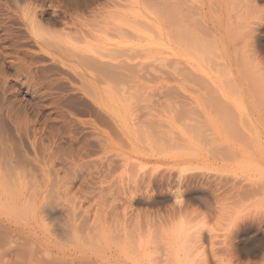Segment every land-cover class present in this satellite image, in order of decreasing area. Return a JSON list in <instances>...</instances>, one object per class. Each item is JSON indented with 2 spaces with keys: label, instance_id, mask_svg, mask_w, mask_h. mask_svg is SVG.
<instances>
[{
  "label": "rangeland",
  "instance_id": "rangeland-1",
  "mask_svg": "<svg viewBox=\"0 0 264 264\" xmlns=\"http://www.w3.org/2000/svg\"><path fill=\"white\" fill-rule=\"evenodd\" d=\"M132 1L0 0V139L12 148L16 161L25 169L28 175L35 174L41 177V170L46 166L51 178L49 188L51 198L49 200L54 210L53 215L58 218L59 222H62L61 205L71 203H77L78 205L80 200L85 203L83 206L81 201V210L84 207L86 211H89L91 209L89 208L90 206L92 207L91 212L94 213L92 210H95L94 214H90L94 220L96 219V212L100 211L99 207L103 199H108L107 202L104 200L108 205L113 200H116L110 210H106L108 205L102 203L101 210L106 214L113 213L116 216L117 213L123 210L124 214L128 211L130 215H127V217L125 214L124 217L126 219L120 213L118 215L122 216V219L127 222V218L130 217L131 219L132 215L136 218L138 217V221H140L139 228H142L143 231L145 228L147 231L146 227H148L146 234L150 233V235L144 236V243L141 238H143L142 234H145L146 231L142 234H137L136 228L134 229L137 232L133 231V228L129 229H133L132 231L137 234L136 236L139 235L140 240H138L140 243L142 242L145 245L143 250L145 253L142 249V252H140L144 256L143 258L140 255L144 264H165L161 259L164 258L163 254L166 253L167 255L169 253L170 248H167L169 245L167 243L170 242L168 238H171L173 231H170V227L167 228L165 219L170 211H172L173 215L175 214L174 211L180 207L181 200L182 208L186 210V212L184 211L185 216L182 214L184 221L181 219L183 225L186 224L184 228L186 230L191 226V229L195 228L193 230L197 234H193L197 235L196 238L199 241L205 237L206 243L203 246L206 245L207 248L201 245V241L197 243L202 246L201 249H208L209 251V253L207 251L204 254L202 249L203 251L201 250V252L203 254H201L194 248V246H197L196 242H193L194 246H190V242H188L189 250L191 253L194 252L192 258H197L196 261H198L203 256L201 260L203 263V259L206 256L208 263L210 262L209 264H264V94H262L264 90L262 92L260 90V88L264 87V81L261 82L260 80V83L256 80L255 83H252L255 80L250 81L248 78H245L246 80L240 78L239 90L231 91L228 87H225L228 89L224 88L225 92L227 90L230 91L227 92L233 96H231L232 98L237 99V102L232 98L228 100L232 110L233 123L231 120H228V123L226 118L224 121V117L219 119L216 115L217 111L213 108H210L212 112H210V109H207V111L209 110L207 112L206 107H204V109L200 110L205 113L194 108L195 112L199 111L196 112L200 116L199 118L195 117L196 114L192 110L195 114L194 117L202 122V126L199 125V122L192 124L194 121L191 122V120L184 118L185 113L190 114L191 108L188 112L185 109L187 107L184 105L185 102L190 105L191 98H198L202 94L198 95L200 92L197 95L194 93V96L189 98L190 103H188L189 95L183 93V91L181 92V89L179 90L180 84L175 78L170 76L168 81L167 78L160 80L158 77H151L152 75L149 76V79L145 75L148 81L156 80L155 83L152 82L150 84L143 75L148 68L158 65V60L164 56L163 51L165 49L161 45V37L157 35L161 28L160 26L157 28L158 24L155 22L157 15L147 6L139 8L140 3H144L145 0H139L138 6L135 5L136 7L134 8L132 7L136 0ZM218 3L221 4V2ZM228 8L231 11L232 7ZM237 10L239 8L235 9L236 12L234 10L229 12L230 16L237 14ZM242 16H245V14H242ZM31 17L32 19L34 17L33 20L35 21L37 32L39 30L40 34L39 37L33 35L30 25L27 24L26 19H31ZM233 17L232 19L234 20ZM143 21L148 24L146 22L141 23ZM153 24L154 26L157 24V26L154 28L152 27ZM155 29H157V33L154 32ZM142 31L144 33L150 32V34L156 36L152 40L148 36L146 38L145 34V37H137L143 34ZM150 34L149 36H151ZM91 47H94V49L92 48L93 50L106 47V49H111L109 50L111 53L112 48L115 50L118 48L119 50L121 47L120 50L123 51V53L120 51L121 55L125 54V50L130 55L134 54L136 56H142V53L146 52L145 54L148 55H143L140 59L138 57L135 62L153 65L145 67L141 74L143 76L140 79H135L127 84L122 80H126L125 76L122 79L121 77L119 78L123 81V84L121 81H119L120 83L115 81L116 79L107 80L108 78L105 76L101 77L96 70L95 72L97 73L92 72V69H90V72L89 68H85V66L88 67L89 65L84 64L83 66L86 61L82 59L84 62L81 63L80 59L82 57H78L83 52L86 56L88 54L94 55L90 53L92 49L91 51L87 50ZM145 48H148L149 52L142 51ZM114 49L113 55L116 53ZM140 50L142 53H139ZM129 51L132 52L130 53ZM129 54L127 56H130ZM125 56H123L124 59L120 57L118 62L124 63L126 61L127 63L129 59ZM262 58H264V55ZM101 59L98 58V61H103L101 64L111 62V59ZM111 63L110 67L115 65L113 64L114 62ZM101 64L99 63L98 65ZM116 69L114 70L115 72L123 71L124 73L125 71L122 68H119V71H116ZM115 72L113 75L115 74L114 76L116 77ZM164 80L165 83L163 82ZM166 81H168V84H166ZM253 84H256L258 88L253 86ZM177 85L178 88L176 87ZM151 89L154 90V94ZM167 91H171L172 93L170 94L175 96V103L178 109L174 102H172L174 105L170 102L173 100H170L169 103L173 107L169 108L170 105L168 104L167 106L165 104L167 107L161 110L164 105L162 106L161 103H158V99L163 102V97H165L163 93ZM233 91H241V93L239 92L237 95ZM230 94L228 95L230 96ZM239 94L242 95L239 96ZM203 95L201 97L205 98ZM156 101L160 105L155 103ZM151 104L154 106L153 108ZM182 104L184 107L181 106ZM147 106L151 108L149 107L148 110ZM159 106L162 107L160 108ZM170 109L175 110L176 114ZM151 112H153V117ZM172 113L174 115H170ZM177 114L179 116L181 114V121L179 117L176 118ZM155 116H157L158 122L160 119L164 121H160V124H157V121L154 120L156 119ZM170 116L172 120L173 116H175L176 119H174L179 120V122L176 121L175 123L174 120L173 122L170 120ZM139 117L142 119L138 120ZM166 118H170V121L166 120ZM144 119L146 122L143 123H146L144 124L146 128L144 125L138 124V121L140 123ZM148 120H151V122ZM152 120L155 125L157 124V128L162 127L161 123H164L163 125L165 126L163 127H168L169 123L175 126V128L173 127V136L175 135L178 138V145H175L179 148L173 146V149H170V147H167L169 143L167 145L164 144L165 147L161 145L160 140L163 136L161 137L159 134L163 131L165 133L167 129L172 132V127L164 128V130L159 128L161 131L157 129V134L149 128ZM137 124L146 129V131H143L145 135L136 130L137 126L134 125ZM195 126H198V128ZM200 127L202 128L200 129ZM153 132L159 135V139ZM149 133L152 138V134L156 136L157 142L155 138L151 139L149 137ZM169 135L166 134L161 142H172V136L170 135L171 138H169ZM176 137H173L175 138L174 140H177ZM107 138L109 139L107 140ZM182 138L184 140H181L180 143L179 139ZM154 140L155 143L153 142ZM175 143L177 142L175 141ZM179 143L181 146H179ZM152 173L153 175L155 173L156 179L159 176L156 173H163L161 176L163 175L164 180L163 178H158L156 181L157 185L161 183V187L156 186L155 183L150 185V181L147 182L149 176L150 178H155V176L151 177ZM164 174L169 176L168 183L166 182L167 179L165 181L166 176ZM186 176L193 178L191 185L183 184L186 187L189 185L188 189L185 186L182 187V179L178 180V178H183L185 181L188 178ZM29 177L31 178V176ZM144 179L146 184L143 182ZM170 180L172 183H170ZM176 182H178L177 187ZM52 183H54V186ZM147 183H149V188ZM162 184L164 185L162 186ZM180 185L184 194L181 190L183 196L179 200L180 202L177 203L175 193L178 192L177 189L180 188ZM168 186L170 187L169 189L172 187L170 191L167 190ZM131 187H136L134 188L135 191L139 190L136 191V196L134 192L135 197H132L127 192L131 191ZM157 187L160 188H158L160 191H158ZM163 187L166 188L162 189ZM134 189L131 192L132 195ZM174 189L175 192L173 191ZM66 190L69 195L63 196ZM124 191L129 194V197L128 194L126 196V192L124 194ZM156 192H160L161 195ZM173 192L174 194H172ZM78 197L80 198L78 199ZM155 197L157 200H155ZM128 198L131 200H128ZM127 200L129 202H126ZM155 201L160 203L157 204ZM124 202L132 205L130 206L126 203L124 205ZM153 202L155 204L151 205L150 203L153 204ZM103 204L107 206L104 208ZM126 206L130 208L127 210V208H124ZM174 206L177 207L175 208ZM112 208L117 209V213L115 210L111 212ZM102 211V218L107 217L106 219H101L102 224L105 223H103L104 220L110 221L111 218L113 220V216H105ZM85 215L87 213L84 214V217ZM85 218L84 220H86ZM118 218L119 220L121 219V217ZM118 218L115 220V224L112 223V220L110 222L111 225H115L114 229L112 226L113 231H115L118 224L122 225L120 223L122 219L119 221ZM136 218L133 219L136 220ZM178 218L179 216L176 218L177 221L179 220ZM98 220L100 219L98 218ZM117 220L119 221L118 224H116ZM135 220H133L132 224H129L131 223L129 221L127 225L136 226ZM141 220L148 223L146 222L144 227H140V224L143 223ZM151 220L158 223L157 228L152 223L153 221L151 222L154 224L152 229L157 228L154 232L158 230L154 234L150 230L151 227H149ZM176 220H174V223ZM91 221H89L90 223L84 221L88 223L86 227L89 224L94 225V221ZM168 221L171 223L170 218ZM96 222L97 219L94 222L95 225ZM100 222L98 221V224ZM162 222L165 223L163 224L164 227L166 225V228L163 227ZM178 223L180 221L176 222L180 226L181 224L179 225ZM83 225L85 226V224ZM132 231L131 234L133 233ZM190 235L188 236L193 240L195 236ZM199 235L202 236L200 237ZM134 236L131 239L135 242L137 237L134 238ZM186 236H180V239L182 237L180 241L187 242L189 237ZM138 240H136L137 243ZM101 244L105 248L108 246L105 242ZM134 244L136 245V242ZM165 244L167 245L165 246ZM255 245H259L258 248H255ZM138 246L140 247H137V251L138 248L140 251L141 245L139 244ZM130 247L129 251L131 250L132 259L133 247H131L132 249ZM190 248H194L196 253L193 251L194 249L191 250ZM113 250L110 249V251ZM213 253H217L218 258H215L216 261ZM159 255H162L163 258L161 257L160 259ZM134 256L135 263L134 259H132L133 261L130 259V263L138 264L137 255ZM156 256L159 263L156 261ZM17 259V256H14V263L21 264L22 260ZM141 261L139 259V262ZM0 264H4V261L1 260ZM167 264L169 263L167 262Z\"/></svg>",
  "mask_w": 264,
  "mask_h": 264
},
{
  "label": "bare ground",
  "instance_id": "bare-ground-1",
  "mask_svg": "<svg viewBox=\"0 0 264 264\" xmlns=\"http://www.w3.org/2000/svg\"><path fill=\"white\" fill-rule=\"evenodd\" d=\"M136 1L135 2L137 4L134 2V0L132 1V2H134L132 8L138 6L140 1L139 0H136ZM235 1L236 0H145L144 3L143 2L140 3V5H139L140 9L144 8L143 6H147L148 8H151L153 10V12L157 15V18H155L156 19L155 22L158 24V26H157V24H156V26H157V28L159 26L161 27L159 33H157L158 31L156 32L157 29H155L154 32H156L157 35H159L161 37V40H162L161 45L164 47L165 50L163 51L164 56L158 60L159 63H157L158 65H156V66L154 65L155 67L152 66L153 64L144 65L145 63H143V62H142L143 64L140 62H138V63L135 62V60L138 57H139L138 59H140V57L142 58L143 55L144 56L148 55V54H145L146 52L142 53V51H144V50L149 52L148 48H145L142 51L140 50L141 52L139 51V53L143 54L142 56L141 55L136 56L134 54L130 55L129 53L126 52L127 50H125L124 48L123 49L125 50L124 51L125 54L121 55L120 54V51H122V50H120L121 47L119 50H118V48H116V50H118V51H116L114 48H112V53H113V49H114V52H116V53H114V55L111 53V51L109 52V50H111V49L107 48L108 49L107 50L106 47H104L103 49L102 48H95V50H93L94 47H91V48H88L87 50L91 51V49L93 48L90 53H93L94 55L88 54V56H86L85 53L82 51L83 54H81L78 57L79 58L82 57L80 59L81 61H82V59L84 61H86L87 64L84 61L81 62V63L84 62L83 66H84V64L89 65L88 67L85 66V68H89V70L92 69L93 70L92 72H94V73L98 72V74L101 77L105 76L106 78H108L107 80L116 79L115 81H117L118 83H120L119 81H121L122 84H123V81L125 84H127V83H130L131 81H133L135 79L138 80L143 75H144L145 79H147L146 76L150 79L149 76L152 75L151 77L154 78V76H155V78L158 77V78H160V80H162V78H167V80H168V77L171 76V77L175 78L177 82L179 81V84H180L179 90L181 89L180 90L181 92L183 91V93L189 95L188 101H189V98L194 96L193 95L194 93L197 95V93L200 92L198 95L204 94L203 96H205V98L204 97L202 98L201 97L202 95H201L200 97L202 99L198 96H197L198 98H191V103H190V101L188 102V103H190V105L187 104V102H185L184 106L187 107L185 109L188 111L191 108L190 112L188 111L190 114H188V113L184 114L185 119L191 120V122L194 121V122H192V124H197V122H199V125L202 126V122L199 121L200 119L199 120L196 119V118L200 117V116H198V114H196V112L202 111V113H205V112H203V110H200V109H204V107H206V111H207V109H210V108L211 109L213 108L214 110H216L217 112L216 111L215 112H216V115L218 116L219 119H222V117H224L223 118L224 121L227 119V122H228V120H231L233 123V115L231 112L232 110L230 107V102H228V100H230L233 96L230 93H228L227 91H229V90H227L226 92L228 94H230V96H229L225 92V89L229 88L231 91L232 90H235V91L239 90L240 89L239 88L240 87V82H239L240 78L243 80H246L245 78H248V79H250V81L255 80V81H252V83H255L256 80L259 82H260V80H261V82L264 81V61H263L264 58H262V56L264 55V48H263V46H264V0H239V1L237 0L236 2ZM218 2H221V4ZM237 2H239L238 3L239 5L237 4ZM130 5H131V3H130ZM127 6H129V5H127ZM228 7H230V8L232 7L231 11ZM236 8H239V10H237L238 11L237 14L232 15V16H234L233 17L234 20H233L232 16H230L229 12H232V10L235 11ZM242 14H245V16H242ZM146 18L148 19V17H146ZM151 18H153V17H151ZM33 19H34V17H33ZM33 19H32V17H31V19L27 18L26 21H27V24L30 25V29H31V32L33 33V35L39 37V35H40L39 30L37 32L35 21ZM231 20H233V21H231ZM145 22L146 21H143L141 23H145ZM146 24H148V23L146 22ZM148 26H150V25H148ZM156 26H154V24H153L152 27L155 28ZM146 29H147V27H146ZM138 33H139V31H138ZM142 33H143L142 35H138L137 37L141 38V36H144V34H145L146 38L148 36V38L149 39L151 38L150 40H152L156 36V35L154 36L153 34H150V32H146V33H148V34H146V33H144V31H142ZM140 34H141V32H140ZM149 34L151 36H149ZM100 49L102 52L100 51ZM131 49H128V50H131ZM98 50H99V52H98ZM133 50H135V49H133ZM85 52H87V51H85ZM129 52L131 53L132 51H129ZM87 53H89V52H87ZM122 53H123V51H122ZM126 53H127V55L129 54L130 56H127ZM115 54L116 55L118 54V55L116 56ZM83 56H84V58H83ZM123 56H125L126 58L128 57L129 60L127 63H126V61L124 63L120 62V61L118 62V59L120 57H123ZM104 57L106 58V60L111 59V62H112V60H114L113 61L114 63L113 62L112 63L115 64L116 66L115 65L114 66L112 65V66L115 69L117 68L116 71H119L118 70L119 68L120 69L122 68L123 70L125 69L124 73H123V71L115 72L114 71L115 69L112 66L111 67L113 68V70H111L112 69L110 67L111 62L107 63L108 66H107V64H104V63L101 64L103 61H98V58L99 59L102 58L104 60L105 59ZM123 59H124V57H123ZM115 61H116V63H115ZM99 63L101 65H98ZM146 66H148V67L152 66V67L148 68L149 70L147 69L143 73ZM95 70L97 72H95ZM147 71H149V72L146 73ZM90 72H91V70H90ZM114 72L116 73L117 76H119L118 79H117V76L116 77L114 76L115 74L113 75ZM142 73H143V75H141ZM105 77H104V79H105ZM120 77H121V79H122V77H124V78H126V80L122 79L123 80L122 81L121 79H119ZM144 77H142V78H144ZM160 80H159V82H160ZM147 81H148V79H147ZM150 81H148L150 84L152 82H154V83L156 82L155 79H153V81L152 80H150ZM168 81H166L167 82L166 84H168ZM163 82L165 83V80ZM162 85H164V84H162ZM178 85L176 86L177 88H178ZM160 86H158V88H160ZM253 86H256V84L255 85L253 84ZM225 87H228V88H225ZM148 88L150 89V87H148ZM164 88H166V87H164ZM260 90L262 92V90H264V87L260 88ZM151 91L154 94V90L151 89ZM168 91L166 93L165 92L163 93V96H165V97H163V102L160 99H158L159 100L158 103H161L162 106L164 105V107L161 110L165 109V107H167L168 104L170 105L169 108L173 107L174 104L172 102H174V103L176 102L175 96H172L170 94L172 92L171 91L168 92ZM239 92L241 93V91L234 92V93H236L238 95ZM164 94H167V95H164ZM262 94H264V91L262 92ZM241 95L239 94V96H241ZM170 97H174V98L171 99ZM236 97H238V96H236ZM161 98H162V95H161ZM238 98H240V97H238ZM232 99H234V98H232ZM170 100H173V101H170ZM234 100H235V102H237L236 98ZM169 101L173 105H171L169 103ZM151 102H152V100H151ZM155 103H157V101ZM181 103H182V101H181ZM181 103H179V104H181ZM165 104L167 106H165ZM158 105H160V104H158ZM175 106H176V103H175ZM181 106L184 107L183 104ZM149 107L150 106H147L148 110H149ZM151 107L153 108L154 106L151 104ZM176 108H177V106H176ZM194 108H195V110L197 108V110H199V111L195 112ZM211 109H210V112H212ZM170 110L172 111L173 109H170ZM180 110H182V109H180ZM186 110H184V111H186ZM192 110H194L193 112L196 114V116L192 112ZM237 110H235V111H237ZM176 111H178V110H176ZM173 112L175 113V110H173ZM151 113H152L151 116L153 117L154 116L153 112H151ZM151 113H149V114H151ZM174 113H172L170 115H174ZM207 114H205V115H207ZM213 114H215V113L213 112ZM218 114L221 115V117H219ZM180 116H181V114H180ZM180 116L178 115V116H176V118L177 117L180 118ZM155 117H156V119H154V120L157 121L158 120L157 116H155ZM173 117L175 118V116H173ZM146 118H147V116H146ZM170 118H166V120L167 119L172 120L171 116H170ZM174 118H173V120L175 121V123H176V121H178V122H179V120L181 121V118L179 120H175L176 118L175 119ZM141 119L142 118H140V117L138 118V120H141ZM148 121L151 122V120H148ZM160 121H161V119H160ZM162 121H164V120H162ZM143 122H146L145 119H144V121L143 120L140 121V123L138 121V124H141L143 126L144 124H146ZM159 122L157 121V124ZM118 123H121V122H118ZM133 123L136 124L134 121H133ZM138 124L134 125V126H137V128L136 127H134V128H136L137 131L142 132L145 135V133L143 132V131H146L145 125H144V127H145L144 128ZM161 124H162V127H159L160 129L162 128L161 130H164V128L166 129V128L172 127L171 129L173 132L172 133L171 131H169V129H167V131L165 133H163L164 131L161 132V134H165V135L159 134L161 137L163 136V138H165L166 134H168V135L170 134L172 136V138L170 135L168 137L173 139V140L168 139V140H171L172 142H170V141L161 142L163 140V138H161V140H160L161 145L165 147L164 144L167 145V143H169L167 146L168 148L170 147V149H173L172 148L173 146H176L177 148H179L177 146L178 145V138L175 135L173 136V134H174L173 127L175 128V126H172L169 123V126L167 125L168 127H163V126H165V125H163L164 123H161ZM156 125H155V122L152 120V124L149 125L150 126L149 128H150V130H152L158 134L157 129H159V128H157ZM132 126H133V124H132ZM181 126H182V123H181ZM195 127L198 128V126H195ZM142 128H144V129L141 130ZM185 128H186V125H185ZM201 128L202 127H200V129ZM148 129H147V131H149ZM160 129H159V131H161ZM133 130H135V129H133ZM155 133H154V135H156L157 138L159 139V135H157ZM148 135L151 139L155 138V140L157 142L156 136H154L152 134V136H153V138H152L150 136V133ZM173 137H176L177 140H174L175 138H173ZM108 139L109 138H107V140ZM155 140L153 141L154 143H155ZM179 140H180L179 142L181 143V140L183 141L184 138L179 139ZM110 141H112V140H110ZM175 141L177 143H175ZM164 142H166V143H164ZM158 143H156V144H158ZM180 143H179V146H181ZM175 144H177V145H175ZM174 149H176V148L174 147ZM41 171H42L41 177H38L35 174L28 175L27 172L25 171V169L22 168L18 164V162L16 161L14 151L12 150V148L8 144H6L3 140L0 139V261L3 260L4 264H15L13 259H14V256H17V258H18L17 260H22L21 264H131L130 262L132 259H134V263H135V256L134 255L140 256L141 255L140 252H142L144 250V247H145V245L143 244L145 241L144 236H146L148 234L150 235V233L146 234L148 231V227H146L147 231L144 228V231H146V232H145V234H142L144 231L142 228L140 229L138 226L140 223V221H138V217L136 218L132 215L131 216L132 220L130 219V217L127 218L128 222L131 221V223H129V224H132L133 220H135L133 218H136L134 223L138 227H136L134 225H132L134 227H131V225H127L128 222L126 220H123L122 216H118V215L121 214V215H123V218H125L124 215L126 214L125 216H127V215H130V213L128 214V211H127L124 214V210L122 208L123 214H122V212H119L120 213L119 214L116 212L117 209H115L116 208L115 207V208H112L111 212L113 210H115V212L117 213V215L115 214L116 216H114L113 213L112 214H106L101 209H102V203H106L108 199H106V200L103 199V201H101V205L99 207L100 211L98 210L99 209L98 208L97 209L98 212H96L97 214H95V217L97 219L96 225L98 224V221H101L96 227V225L94 223L96 219L94 220V219H92L93 217H91V215H92L91 213H93V212H91L92 207L91 206L89 207V208H91L89 210L90 212L86 211L85 210L86 208H84V207H83V209H82L83 211H82L81 210L82 206H80V203L82 200H80L79 201L80 203H78L79 206L77 205V203L76 204L71 203V204L61 205L62 208H60V213L62 214V222H59L58 218H56V216L53 215L54 210L52 209L51 202L49 200L51 198L50 197L51 191L49 190L50 184H51V178H50L49 172L47 171L46 166L43 167ZM157 174H159L158 178H163V180H164L163 175L161 176V174H163V173H156V175ZM29 176H31V178ZM36 176H37V178H36ZM152 176H155V173H154V175L152 173L151 177ZM164 176H166V175L164 174ZM156 177L157 176H155V178H153V177L150 178V176H149V180L147 182L150 181V185H154L153 183L156 184L157 183L156 181L158 179V178L156 179ZM40 178L42 179V181ZM186 178H187V180H185V181L183 178H178V180L179 179L183 180L182 184H181L182 187L185 186V185H183L184 183L191 185L190 183H192L194 175H193V178L190 176H186ZM166 179H167V181H166ZM168 180H169V176H166L165 181L167 183H168ZM143 182L146 184L145 179ZM170 183H172L171 180H170ZM177 183L178 182H176V184ZM180 183H181V181H180ZM52 184L54 186V183H52ZM147 184H148V188H149V183H147ZM163 185L164 184H162V186ZM165 185H167V184H165ZM171 185H173V184H171ZM181 185L179 186L180 188L178 187L179 189L176 188L178 191V192H176L177 194L175 193V195H176L175 199H176V201H178L177 203L180 202L179 200H181V198L183 196L182 192H181V190L183 191V189H181L182 188ZM189 185H187V187L186 186L185 187L188 189ZM53 186H52V188H53ZM156 186L161 187V183H160V185L156 184ZM177 186H178V184L176 185V187ZM146 187H147V185H146ZM134 188H136V187H134ZM134 188L131 187V191L130 190L127 191L130 193V195L132 197L134 196V192H135V196H136V191L138 190L137 189L135 191ZM158 188L159 187H157V189ZM165 188L163 187L162 189H165ZM169 188L170 187L168 186L167 190L170 191L172 189V187H171V189H169ZM173 188H175V186ZM129 189H130V187H129ZM133 189H134V191H133V195H132L131 192ZM159 189H158V191H160ZM148 190H150V189H148ZM173 191L175 192V189ZM125 192L126 191H124V194H125ZM127 192H126V196L128 194ZM174 192L172 194H174ZM156 193L158 195L160 194V192H156ZM67 194L69 195V192L66 190L64 192L63 196L64 195L68 196ZM157 194H156V196L158 198L159 196ZM183 194H184V191H183ZM175 195H173V196H175ZM128 197H129V194H128ZM79 198L80 197H78V199ZM157 198L155 197V200H157ZM133 199H132V201H134ZM104 200L106 202H104ZM128 200H131V199L128 198ZM128 200L126 202H129ZM65 201H66V199H65ZM114 201H116V200H113V202L111 204H109L110 206L106 203L108 205L106 210L111 209V206L113 205V203H115ZM160 201L162 202V200H160ZM126 202H124V205L127 204ZM181 202H182V200H181ZM181 202H180V207H178V209L176 208L177 206H174L176 209L173 207L176 210V211H174L172 209L175 213L174 215H173V213H171L172 211L169 212L170 215L172 214L173 216L172 215L170 216L169 213L167 214V218H166L167 220H169V218H170V221H171L174 218L173 221H171V223H172L171 226H170L171 223H169V221L167 222V220L165 219L166 224H167V228L170 227L169 228L170 231L171 230H173V231L171 233V238H168V239H170V242L167 239V241L169 242V243H167V244H169L167 246V248L168 249L170 248L169 253L166 255V253L164 252L165 254H163L164 255L163 257L165 258L166 256H168L167 258H169V260H167V258H165L166 259L165 260L162 257V255L161 256L159 255L160 259L162 257L163 259H161V261L163 260V263H165V264H167V262L169 264H197V262H199L198 264H200V263L201 264H203V263L209 264L210 262L208 263L206 256L203 259V263L201 262L203 256L198 261H196L197 258H192V256H193L192 254L194 252L191 253V251L189 250V247L194 246L196 244L197 246H194L196 251L203 254V252H201V250L203 248L201 249V247L204 245V243H206L205 242L206 240L204 239L205 237L203 236L204 238H202V240H200L202 242L201 243L202 246H201L200 244L197 243L199 241V239L196 238L197 235L193 234V233H195V231L193 230L195 228L191 229L192 226L189 229L187 228V230H186V228H184V226L186 227V224L184 223L185 225H183V222H182L183 219L182 218L185 216L184 214H185L186 210H185V208H182L183 206L181 205ZM159 203H157V204H159ZM82 204H83V206L85 205V203L83 201H82ZM106 204H105V206H107ZM150 204L154 205L155 203L153 202V204L152 203H150ZM127 205H130V204H127ZM103 206H104V204H103ZM105 206H104V208H105ZM89 208H87V209H89ZM104 208H103V210H104ZM124 208H127V210H128V208H130V207L126 206ZM186 208H188V207H186ZM84 211L87 213V215L88 214L89 215L91 214V215L90 216L88 215L89 217L87 215H85V217L87 216V218H85L84 214H86V213ZM92 211H94V213H95V210H92ZM101 211L103 212V214H105V216L109 215L108 217H110V215H111L114 217L113 218L114 221L112 220V218L110 219V221L108 220L109 224H110L111 220H112V223L115 224V220L118 217H121L123 222L120 221L121 219L119 220V218H118V220L120 221V223H122V225L118 224L119 221L117 220L116 224H118L119 226L117 225L115 231H113V229L115 228L114 227L115 225L113 226V224L112 225L110 224L111 225L110 226L108 224L107 220H104L103 223L104 222L105 223L102 224L101 219H106L107 217L102 218ZM97 216H99L98 218L100 220H98ZM105 216L103 215V217H105ZM168 216H170V217H168ZM176 216L177 217L179 216L178 221L176 220V218H177ZM84 218L86 220H84ZM90 219L94 221L93 222L94 228L91 224H89V225H91L90 227L88 225L89 228L86 227L87 224L90 223L89 222V221H91ZM139 220H140V218H139ZM174 220H176V222L180 221V223H178V224L179 225L181 224V225L178 226L176 224V222L174 223ZM84 221H88V223H85ZM152 221L153 220L150 221L149 227H151L150 230H152L153 234H154L158 231L157 230L154 232V230H156L158 228V226H157L158 223L157 222L155 223V221H153V222ZM146 222L147 221L140 224V227L141 226L144 227V224ZM151 222L155 224V227L157 226V228L153 227V228H155L154 230L152 229V225L154 226V224H152ZM164 222H162V224ZM83 224H85V226ZM107 224H108V226H107ZM164 224H163V227H164ZM173 224L175 225V227ZM99 226H102V227H99ZM112 226H113V229H112ZM129 228H133V229L136 228L138 231L137 234H140V233L142 234L143 238H141V240L143 243L142 242L140 243V241H139L140 237H138L139 235L136 236L137 234H135L133 232L136 230L135 229L134 230L129 229ZM164 228H166V225ZM130 230L131 231L133 230L132 232L134 234L133 233L131 234ZM140 230H141V232H140ZM159 230H160V228H159ZM188 230L190 233L188 232ZM185 231H186V234H185ZM183 233L185 236L187 235L186 237H189L188 235H190L192 233V235H190V236L194 235L196 239L194 238L192 240V238L189 237L188 240L186 239L187 242L186 241L182 242V241H180L182 239V237L180 239V236L185 237L183 235ZM195 234H197V233H195ZM151 235H152V232H151ZM133 236H134V238L137 237L136 240L139 239L138 243L141 245L140 251H139V248L137 251V247H140V246H138L139 244L137 243V241L134 239L136 242V245H135L134 244L135 242L132 241V239H131ZM199 236L201 237L202 235H199ZM166 238H167V236H166ZM195 240H197V241H195ZM103 241L105 242L106 245H108V246L105 245L106 248L103 247L101 244V243H104ZM188 242H190V244ZM193 242L194 243L196 242V243L193 245ZM167 244H165V246ZM188 244L190 246H188ZM133 245H135L136 247ZM142 245H144V246H142ZM199 245H200V247H199ZM130 246L133 247L132 255L134 258L132 257V259H131V253H130L131 250L129 251ZM258 246L259 245H255L254 247L258 248ZM203 247L207 248L206 245ZM198 248H199V250H198ZM110 249L111 250L114 249V250L110 251ZM141 249H142V251H141ZM193 249H191V250H193ZM195 249L193 251H195ZM203 250H204V254H206L205 252L208 251V249H203ZM196 251H195V253H196ZM208 253H209V251H208ZM144 255H146V254H144ZM137 256H136L137 262H138V264H141L142 263V261H141L142 255L140 257L139 256L137 257ZM211 256H212V254H211ZM142 257L144 258V256H142ZM156 257H154V258L156 259ZM213 257L215 260V258L217 257V253L216 254L213 253ZM143 258H142V260L145 261ZM139 259L141 262H139ZM217 260H219V259H217ZM156 261H158V263H159L158 257H157ZM164 261H166V262H164ZM142 264H144V262Z\"/></svg>",
  "mask_w": 264,
  "mask_h": 264
}]
</instances>
